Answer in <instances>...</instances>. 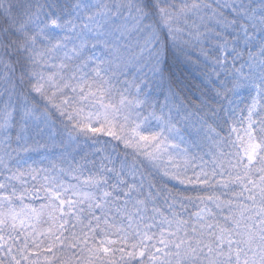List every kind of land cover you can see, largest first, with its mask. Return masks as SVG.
Returning a JSON list of instances; mask_svg holds the SVG:
<instances>
[{
  "label": "snow or ice",
  "instance_id": "1",
  "mask_svg": "<svg viewBox=\"0 0 264 264\" xmlns=\"http://www.w3.org/2000/svg\"><path fill=\"white\" fill-rule=\"evenodd\" d=\"M0 264H264V0H0Z\"/></svg>",
  "mask_w": 264,
  "mask_h": 264
}]
</instances>
